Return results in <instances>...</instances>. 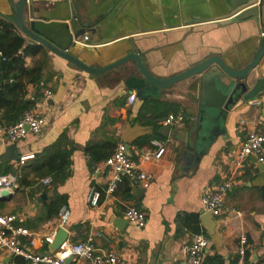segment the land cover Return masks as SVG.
<instances>
[{"label": "crops", "instance_id": "0c3cea01", "mask_svg": "<svg viewBox=\"0 0 264 264\" xmlns=\"http://www.w3.org/2000/svg\"><path fill=\"white\" fill-rule=\"evenodd\" d=\"M17 1L0 0V20L14 19L13 5ZM227 2L27 0L24 21L28 26L34 22L41 36L61 45L71 34L67 27L73 18L78 20V28L88 23L90 30H98L105 24L95 36L85 34L80 41L84 37L88 41L77 43L69 51L86 65L102 69L138 49L146 55L150 67L172 73L182 68L185 59L214 52L226 57L244 52V57L253 58L255 47L251 45L256 41V29L241 32L239 25L219 24L228 20ZM61 32L66 37L63 43L58 37ZM37 61L44 62L42 81L39 86H29L28 92L31 97L39 89L42 98L34 110L48 117V125L41 135L29 134L15 144L0 130V162L9 160L19 170L58 141L70 156L68 176L55 192L51 186L44 187L42 179L26 188H19L16 182L12 196L0 198V214L13 215L14 226L31 234L22 239L24 247L39 255L54 253L45 238L59 228L58 215L48 218L43 203L57 194L65 199L70 213L63 227L68 232L66 242H82L103 233L111 240L118 264H186L184 252L195 235V221L208 240L202 264H234L242 234L249 243L245 264H264V166L253 158L238 172L232 166L246 136L264 133V90L261 98L238 103L205 129L199 122V111L202 100L208 104L213 101L212 80L202 90L198 77H193L161 91L159 98L140 101L135 92L124 87V80L137 74L132 63L94 76L48 50L27 57L25 66L32 67ZM257 78L264 80V57L251 74L250 84ZM45 91L51 92L50 98L45 97ZM131 94L135 95L133 103L128 102ZM170 114L182 115L183 121L165 125ZM154 141L163 143L165 151L159 161L141 167L153 176L150 186L134 197V187L123 181L117 192L107 195L109 173L96 171L103 161L94 163L86 149L92 146L101 156L123 143L128 146V156L137 162L156 149ZM110 143L113 149L106 147ZM17 157L29 159L20 165ZM230 177L234 186L224 199L222 214L214 217L215 228L210 235L200 222L202 193ZM125 183L131 188L130 194L125 193ZM92 189L100 193L96 206L88 202ZM128 207L145 213L143 228L126 220L124 211ZM115 219L122 220L123 225L114 226ZM95 245L99 250L106 249L101 239H96ZM71 263L89 264L76 259ZM0 264L25 262L0 251Z\"/></svg>", "mask_w": 264, "mask_h": 264}, {"label": "water", "instance_id": "95a60500", "mask_svg": "<svg viewBox=\"0 0 264 264\" xmlns=\"http://www.w3.org/2000/svg\"><path fill=\"white\" fill-rule=\"evenodd\" d=\"M26 4L27 0H18L13 5L14 19L11 20L24 38L44 47L55 56L65 60L79 70L94 76L102 75L112 69L132 63L137 70V74L127 77L124 80V87L128 92H135L140 101H145L148 98H159L161 91L169 90L174 85L193 77H198L202 90L206 86L205 84L212 80L209 84H211L210 91L214 97L213 101L211 104H208L202 100L203 104L199 111V122L200 124L202 122L204 123L203 126L205 129L209 128V126L211 127L215 120L217 121L218 118H222L238 103H252L263 95L264 80L257 78L252 85L249 81L251 74L264 57V36H261V34H264V0H228V16L225 18L228 20L219 23L220 26L239 25L241 32H251L253 28L256 29V41L251 45L255 47L253 58L250 59L249 56L244 57V52H237L228 57L214 52L200 58L185 59L182 68L172 73H169V71L160 73L155 68L150 67L146 63V55L138 49H134L121 60L105 68L97 69L88 66L70 52L69 48L76 47L80 38L85 34L95 36L106 25L102 24L98 27V30L97 28L90 30V25L85 23L78 28V20L73 18L69 21V27H67L71 34H69L66 44L61 45L57 42L48 41L41 36L34 22H31L29 26L26 24L24 21ZM99 23H102V20ZM58 37L62 43L66 39L63 32ZM242 64L243 68H240ZM132 192L134 197H138L144 190L133 188ZM11 196V192H0V198H9ZM43 197L45 198V195ZM200 222L208 234L212 235L215 228L212 213L202 210L200 213ZM113 225L121 227L123 222L122 220L115 219ZM67 238L68 232L64 228L59 227L53 243L50 244L51 252L57 251L66 242ZM72 260L73 258H69L65 261V264H71Z\"/></svg>", "mask_w": 264, "mask_h": 264}, {"label": "built area", "instance_id": "2783aa9c", "mask_svg": "<svg viewBox=\"0 0 264 264\" xmlns=\"http://www.w3.org/2000/svg\"><path fill=\"white\" fill-rule=\"evenodd\" d=\"M263 37L264 34H261ZM88 37H84L78 44H84ZM46 98L51 97L50 91H45ZM135 95L128 98L129 103H133ZM183 121V116L168 115L164 121L165 125L179 124ZM48 125V117L41 115L32 109L25 112L20 121L12 126L3 129L4 135L11 143L24 140L29 134L33 136L41 135ZM2 137L0 136V141ZM155 150L145 153L139 161H134L128 156L127 146L119 143L109 158L96 166V171H107L110 179L106 188V194L112 195L123 182L127 181L130 186L146 190L153 180L150 173L145 172L141 167L145 163L159 161L164 154V145L161 142H153ZM30 157V156H29ZM29 157H22L19 164L23 165ZM249 158H253L256 163L264 166V133H250L232 159V166L235 172L242 169ZM17 176H0V192H13L16 187ZM51 178L46 177L41 181L44 187H50ZM232 177L222 181L213 189H206L202 193V206L205 212L212 213L213 217L219 216L223 212L224 199L227 193L233 188ZM100 199V193L95 189L90 191L88 202L96 206ZM68 208L63 205L58 212L59 227H64L69 219ZM124 216L128 222L139 228L146 225V215L143 211L134 207H128L124 211ZM15 217L13 215L0 214V251L5 252L13 258H21L25 264H65L69 258L88 262L89 264H118L117 255L111 246V240L103 233L89 236L85 241L77 243L64 242L57 251L52 254L39 255L28 250L22 244V239L31 234L23 228L14 226ZM56 232L45 238L47 244H52ZM101 239L106 244V249L99 250L95 245V240ZM208 246V240L203 233L195 234L191 243L185 248L186 264H202L204 252ZM249 246L246 234H242L238 240V258L234 264H245L246 251ZM72 264V263H71ZM76 264V263H75Z\"/></svg>", "mask_w": 264, "mask_h": 264}, {"label": "trees", "instance_id": "16d2710c", "mask_svg": "<svg viewBox=\"0 0 264 264\" xmlns=\"http://www.w3.org/2000/svg\"><path fill=\"white\" fill-rule=\"evenodd\" d=\"M46 49L36 43H26V40L18 34L16 26L10 19L0 20V130L17 124L23 114L35 108L42 95L37 92L29 96V86H39L42 81L43 61H37L32 67L25 66L27 57H35ZM62 141L48 147L42 154L33 156L27 165L19 170L14 169L9 160L0 162V176L12 174L17 176L19 188L32 186L34 183L46 177H51V187L54 189L68 176L70 152L62 147ZM64 145V144H63ZM114 148V144L106 147ZM86 152L94 163H100L110 157L109 154L97 155L94 148L89 146ZM127 182V181H124ZM125 193L130 194L131 188L125 183L122 185ZM119 187L117 188V190ZM117 190L115 192H117ZM264 196V188L261 189ZM44 208L48 218L58 215L60 208L65 205V199L57 194L44 202ZM193 231L202 233L195 221Z\"/></svg>", "mask_w": 264, "mask_h": 264}]
</instances>
